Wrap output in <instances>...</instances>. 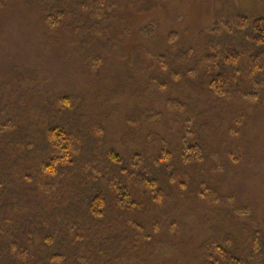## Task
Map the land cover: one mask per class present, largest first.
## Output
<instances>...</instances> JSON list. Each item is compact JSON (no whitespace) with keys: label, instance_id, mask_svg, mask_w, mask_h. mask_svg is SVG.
I'll use <instances>...</instances> for the list:
<instances>
[{"label":"rangeland","instance_id":"rangeland-1","mask_svg":"<svg viewBox=\"0 0 264 264\" xmlns=\"http://www.w3.org/2000/svg\"><path fill=\"white\" fill-rule=\"evenodd\" d=\"M241 18L264 0H0V264H262L264 46ZM58 126L73 152L47 176Z\"/></svg>","mask_w":264,"mask_h":264},{"label":"trees","instance_id":"trees-1","mask_svg":"<svg viewBox=\"0 0 264 264\" xmlns=\"http://www.w3.org/2000/svg\"><path fill=\"white\" fill-rule=\"evenodd\" d=\"M241 25L244 28H251L253 32V41L258 45V47L264 46V18L255 19L254 21H247L245 18H241ZM58 22V21H57ZM225 57L228 62L235 64L239 59V54L230 50L226 52ZM262 59H264V52H256L252 55L250 61V67L252 73H256L259 68ZM212 91L215 92L217 96L223 97L226 91V80L222 75H218L214 78L211 83ZM69 100V99H68ZM48 140L50 144L55 148L59 154L51 158L48 162L42 165V171L47 176H55L57 174L58 165L61 162H67L70 154L73 152L74 147V136L68 133L63 127H52L48 132ZM184 160L186 162L190 161H201L203 159L201 148L198 145H184L183 148ZM117 161V157L114 156ZM134 167L136 168V183L142 186L144 189L151 192H155L156 195L153 198V202L157 205H162L164 201L163 191L159 187V183L154 179L148 169L142 166V161L139 156L134 158ZM118 197L117 205L120 209H125L130 201V196L125 190L120 191ZM106 198L105 195L99 193L90 199V212L94 218L100 219L104 216L106 210ZM226 263L228 264H242L239 259L229 258V254L223 251L221 248L218 249ZM254 254L258 257H262V264H264V251H261L258 241L254 244Z\"/></svg>","mask_w":264,"mask_h":264}]
</instances>
